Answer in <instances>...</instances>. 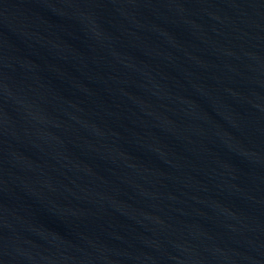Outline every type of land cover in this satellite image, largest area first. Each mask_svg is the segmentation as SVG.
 Wrapping results in <instances>:
<instances>
[{
    "label": "water",
    "instance_id": "obj_1",
    "mask_svg": "<svg viewBox=\"0 0 264 264\" xmlns=\"http://www.w3.org/2000/svg\"><path fill=\"white\" fill-rule=\"evenodd\" d=\"M0 264H264V0H0Z\"/></svg>",
    "mask_w": 264,
    "mask_h": 264
}]
</instances>
